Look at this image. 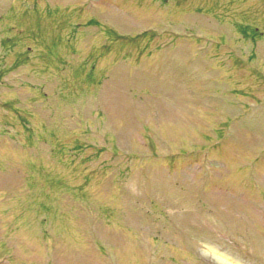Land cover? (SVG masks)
<instances>
[{"label":"rangeland","instance_id":"rangeland-1","mask_svg":"<svg viewBox=\"0 0 264 264\" xmlns=\"http://www.w3.org/2000/svg\"><path fill=\"white\" fill-rule=\"evenodd\" d=\"M0 264H264V0H0Z\"/></svg>","mask_w":264,"mask_h":264}]
</instances>
